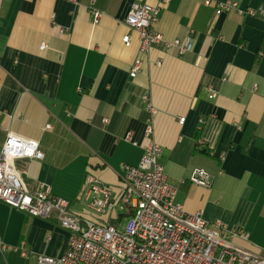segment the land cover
Instances as JSON below:
<instances>
[{
	"label": "crops",
	"instance_id": "0c3cea01",
	"mask_svg": "<svg viewBox=\"0 0 264 264\" xmlns=\"http://www.w3.org/2000/svg\"><path fill=\"white\" fill-rule=\"evenodd\" d=\"M161 1L96 0L104 13L93 24L91 0H0V155L10 132L38 140L44 159L16 162L27 188L34 192L50 185L78 216L115 224V217H127L120 209L104 217L84 212L80 195L87 175L120 189L122 166H138L154 141L162 147L160 162L186 211H202L206 221H221L229 231L243 229L248 240L231 241L260 253L264 0H236L239 11L221 15L204 0H168L155 30L167 41L190 42L192 50L180 54L160 44L141 54L138 35L124 20L134 2L156 6ZM249 8L256 10L253 16L240 13ZM129 33L127 47L123 37ZM44 43L48 47L41 50ZM138 58L142 69L132 78ZM145 93L157 110L153 116L142 102ZM128 132L137 145L125 140ZM195 168L214 176L210 188L188 181ZM69 237L56 219L35 218L0 201L5 247L0 264H10L7 253L11 264L61 256ZM23 246L28 257L21 254Z\"/></svg>",
	"mask_w": 264,
	"mask_h": 264
},
{
	"label": "built area",
	"instance_id": "2783aa9c",
	"mask_svg": "<svg viewBox=\"0 0 264 264\" xmlns=\"http://www.w3.org/2000/svg\"><path fill=\"white\" fill-rule=\"evenodd\" d=\"M64 1L79 4V0ZM167 2L162 0L156 6L143 2L131 5L124 23L138 35L141 54H149L160 44L167 49H177L180 54L192 50L190 42L167 41L155 30L160 11ZM204 5L213 7L216 15L239 11L236 0H204ZM88 11L93 24H98L104 12L97 7L96 0H91ZM255 11L249 8L240 10V13L253 16ZM123 43L127 47L131 45V33L123 37ZM47 47L44 43L40 49ZM141 69L142 60L138 58L132 65L130 76L135 78ZM214 96L215 92L211 90L210 98ZM142 102L151 116L157 113L149 93L142 96ZM185 119L180 118V124H184ZM102 122L107 125L109 119L103 118ZM203 123L204 120H200L199 130ZM50 128L48 125L47 129ZM152 133V126H149V139ZM125 140L137 145L132 132L126 134ZM161 153L162 147L151 141L138 166L123 165L122 186L118 190L101 183L93 175H87L80 195L84 212H96L104 217L115 215L120 209L127 217L124 229H119L121 217H115V224L84 219L70 208L66 199L54 195L50 185L42 184L31 192L16 162L21 159L43 160L45 154L38 140L10 132L0 155V201L35 218L56 219L69 232L64 254L57 257L38 255L36 264H264V250L252 253L231 241V238L248 240L243 229L229 231L221 221H206L202 211H186L177 201L178 188L169 181L160 162ZM213 179L208 170L195 168L188 181L195 186L210 188ZM0 250L4 254L5 247L1 242ZM20 251L23 257L29 256L24 246Z\"/></svg>",
	"mask_w": 264,
	"mask_h": 264
},
{
	"label": "rangeland",
	"instance_id": "374dc122",
	"mask_svg": "<svg viewBox=\"0 0 264 264\" xmlns=\"http://www.w3.org/2000/svg\"><path fill=\"white\" fill-rule=\"evenodd\" d=\"M89 213L90 212H86V214H89ZM125 224H126V218L125 219L123 218V220H121L118 228L119 229H124ZM6 257L8 258V262L11 264L13 262V260L10 258V254L7 253V256ZM18 258H20V255L19 254H18ZM16 260L18 261V259H16ZM17 264H32V261L20 258Z\"/></svg>",
	"mask_w": 264,
	"mask_h": 264
},
{
	"label": "trees",
	"instance_id": "16d2710c",
	"mask_svg": "<svg viewBox=\"0 0 264 264\" xmlns=\"http://www.w3.org/2000/svg\"><path fill=\"white\" fill-rule=\"evenodd\" d=\"M198 132L200 133V130H198Z\"/></svg>",
	"mask_w": 264,
	"mask_h": 264
}]
</instances>
